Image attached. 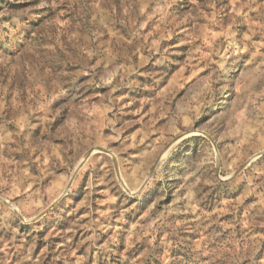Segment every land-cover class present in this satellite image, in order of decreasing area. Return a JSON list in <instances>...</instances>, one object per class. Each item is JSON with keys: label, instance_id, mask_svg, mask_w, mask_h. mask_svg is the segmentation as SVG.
Here are the masks:
<instances>
[{"label": "rangeland", "instance_id": "374dc122", "mask_svg": "<svg viewBox=\"0 0 264 264\" xmlns=\"http://www.w3.org/2000/svg\"><path fill=\"white\" fill-rule=\"evenodd\" d=\"M0 264H264V0H0Z\"/></svg>", "mask_w": 264, "mask_h": 264}, {"label": "water", "instance_id": "95a60500", "mask_svg": "<svg viewBox=\"0 0 264 264\" xmlns=\"http://www.w3.org/2000/svg\"><path fill=\"white\" fill-rule=\"evenodd\" d=\"M95 150H100V151H103V148H101V147H94V148H92V149H90L87 153H86V155H85V157H84V159H83V161L93 152V151H95ZM83 161L80 163V164H82L83 163ZM79 164V165H80Z\"/></svg>", "mask_w": 264, "mask_h": 264}]
</instances>
